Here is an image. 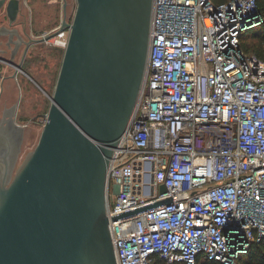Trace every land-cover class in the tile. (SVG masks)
Masks as SVG:
<instances>
[{"label":"built area","instance_id":"1","mask_svg":"<svg viewBox=\"0 0 264 264\" xmlns=\"http://www.w3.org/2000/svg\"><path fill=\"white\" fill-rule=\"evenodd\" d=\"M260 18L256 0L152 1L144 78L107 165L106 213L172 202L108 221L117 264H239L264 240V60L240 45ZM68 34L54 38L65 47Z\"/></svg>","mask_w":264,"mask_h":264},{"label":"water","instance_id":"2","mask_svg":"<svg viewBox=\"0 0 264 264\" xmlns=\"http://www.w3.org/2000/svg\"><path fill=\"white\" fill-rule=\"evenodd\" d=\"M153 0H75L35 146L0 118V264H117L108 221L171 196L106 213V171L135 106L149 50ZM55 34V33H54ZM160 193L167 188L159 185Z\"/></svg>","mask_w":264,"mask_h":264},{"label":"flooded vegetation","instance_id":"3","mask_svg":"<svg viewBox=\"0 0 264 264\" xmlns=\"http://www.w3.org/2000/svg\"><path fill=\"white\" fill-rule=\"evenodd\" d=\"M66 2L68 17L72 6ZM62 4L63 0H0V118L11 114L24 131L28 125L19 123L20 101L26 91L35 93L38 86L42 49L47 50L50 40L65 30H59Z\"/></svg>","mask_w":264,"mask_h":264},{"label":"rangeland","instance_id":"4","mask_svg":"<svg viewBox=\"0 0 264 264\" xmlns=\"http://www.w3.org/2000/svg\"><path fill=\"white\" fill-rule=\"evenodd\" d=\"M60 1V0H58ZM70 5H75V0H68ZM60 4V2H58ZM59 12H54L57 14ZM262 22L260 18L258 21L253 20L249 26L257 27L259 23ZM48 45V49H42L44 56L37 62V76L36 82L38 86L36 87L35 93L26 91L20 101L18 118H20L19 123H26L28 125L25 131V138L21 148V154L19 156L17 165L23 159L27 151L31 150L39 137L40 131L42 129V124L40 123V118L48 112L50 105V96L53 93L54 86L56 83L57 75L61 65V60L64 52V47L57 42V39L52 38ZM255 40L251 37L246 39V43H253ZM44 47V46H43Z\"/></svg>","mask_w":264,"mask_h":264},{"label":"trees","instance_id":"5","mask_svg":"<svg viewBox=\"0 0 264 264\" xmlns=\"http://www.w3.org/2000/svg\"><path fill=\"white\" fill-rule=\"evenodd\" d=\"M222 2L226 0H213ZM257 11L261 16L262 22L257 27L245 29L240 36L241 47L249 53L254 54L257 58L264 60V0H256ZM251 37L255 40L253 43H246V39ZM239 264H264V240L252 242L248 250L239 259ZM172 264H186L184 262H174ZM196 264H222L216 260H207L201 255L196 258Z\"/></svg>","mask_w":264,"mask_h":264}]
</instances>
